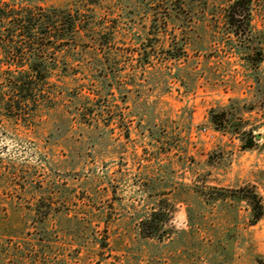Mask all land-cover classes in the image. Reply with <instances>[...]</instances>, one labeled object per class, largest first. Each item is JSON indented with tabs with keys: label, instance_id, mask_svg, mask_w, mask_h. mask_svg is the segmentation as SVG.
<instances>
[{
	"label": "rangeland",
	"instance_id": "374dc122",
	"mask_svg": "<svg viewBox=\"0 0 264 264\" xmlns=\"http://www.w3.org/2000/svg\"><path fill=\"white\" fill-rule=\"evenodd\" d=\"M202 1L206 13L196 7L177 33L186 56L165 61L154 0H18L78 10L95 30L73 43L87 53L64 80L71 97L57 95L31 129L0 124V264H264V216L251 226L247 203L203 197L254 187L264 205V0L250 7L257 69L227 43L223 0ZM140 52L155 56L145 68ZM210 110L252 131L255 147L216 131ZM38 203L51 209L44 226ZM160 208L174 211L170 234L144 238L141 222Z\"/></svg>",
	"mask_w": 264,
	"mask_h": 264
},
{
	"label": "trees",
	"instance_id": "16d2710c",
	"mask_svg": "<svg viewBox=\"0 0 264 264\" xmlns=\"http://www.w3.org/2000/svg\"><path fill=\"white\" fill-rule=\"evenodd\" d=\"M88 1L91 5L98 4L97 0ZM31 3L28 6H19L18 0H10L7 3L0 0V124L8 122L24 129L35 127L42 113L55 108L57 95H69L64 80L78 71L73 63L83 60L84 54L87 53L85 48L77 49L73 43L78 41L81 31L91 33L95 30L91 28L90 20L81 19L78 10L73 13L70 8L44 7ZM154 4L152 31L155 36L160 33L169 36V40L165 41L167 45H163V60H183L186 56V41L179 39L177 33L183 35L192 27L196 7L202 8L200 12L203 14L206 13V1L201 3L200 0H154ZM250 7L251 0H223L222 27L228 38L227 43L235 45L234 49L240 60L257 69V60L250 58L247 52L248 36L251 33ZM232 37L235 38V44ZM154 57L147 52H140V66L145 68L150 65ZM261 61L262 58L259 63ZM96 63L103 64L102 70L106 68L103 60L97 59ZM96 77L101 79L100 76ZM111 77L115 79L113 73ZM102 87L104 91L111 92V85ZM84 99L88 101V98ZM84 109L85 107L81 106L79 115L86 119L89 114H86ZM208 119L216 131H233L239 134L244 149L255 147L252 131L245 128L229 129L225 111L210 110ZM203 197L210 206L228 201L247 203L251 226L257 225L264 216L262 198L254 187L236 190L211 187ZM50 211L51 209H46L38 203L34 210V219H38L40 225L44 226V220L49 217ZM173 213V210L155 209L140 224L142 236L163 240L170 234L169 223Z\"/></svg>",
	"mask_w": 264,
	"mask_h": 264
},
{
	"label": "water",
	"instance_id": "95a60500",
	"mask_svg": "<svg viewBox=\"0 0 264 264\" xmlns=\"http://www.w3.org/2000/svg\"><path fill=\"white\" fill-rule=\"evenodd\" d=\"M260 137H261L260 135L257 136V138H260Z\"/></svg>",
	"mask_w": 264,
	"mask_h": 264
}]
</instances>
